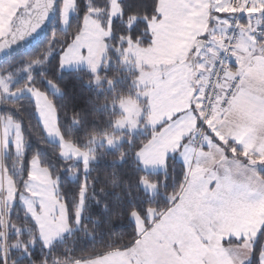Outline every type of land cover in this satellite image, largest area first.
Listing matches in <instances>:
<instances>
[{
    "label": "trees",
    "instance_id": "16d2710c",
    "mask_svg": "<svg viewBox=\"0 0 264 264\" xmlns=\"http://www.w3.org/2000/svg\"><path fill=\"white\" fill-rule=\"evenodd\" d=\"M108 2L76 0L69 26L64 29L60 17L63 0H59L58 12L45 34L27 50L0 62V78L7 80L10 92L27 88L44 94L55 111L63 140L88 153L90 160L86 168L63 157L61 147L47 137L32 97L12 100L0 96V161L4 171L21 193L31 162L38 159L55 181L57 197L65 204L74 228L72 235L47 249L22 205L16 203L8 209L0 193V264H68L126 248L140 236L134 216L144 222V227H150L171 208L186 183L187 168L176 156L167 158L162 171L150 173L142 168L137 154L151 141L152 131H115V123L123 116L117 105L135 98L140 91L137 72L123 62L126 49L129 44L140 48L153 44L148 24L159 15V0H120L122 17L112 24L106 61L97 74L86 69H61L63 53L81 33L84 19L93 8L101 10L98 19L107 24ZM97 78L103 83L94 86ZM5 119L19 125L22 146L5 142L11 137L6 135L8 128L4 134L1 127ZM112 136L123 142L113 149L104 145L91 149L94 139ZM216 143L226 157L255 167L264 181L263 159L232 142ZM144 182L154 185L156 192H147ZM263 252L264 227L247 264H261Z\"/></svg>",
    "mask_w": 264,
    "mask_h": 264
},
{
    "label": "crops",
    "instance_id": "0c3cea01",
    "mask_svg": "<svg viewBox=\"0 0 264 264\" xmlns=\"http://www.w3.org/2000/svg\"><path fill=\"white\" fill-rule=\"evenodd\" d=\"M108 1L111 7V0ZM214 1L217 4L214 15L218 21L206 13L202 22H198L199 13L207 10L209 0H159V15L148 24L153 44L149 48L129 44L125 54L129 51L135 55L127 60V66L134 68L137 56L156 57L148 54H153L154 40L160 31H167L164 37L173 40L172 47L163 50L162 60L158 59L162 74L158 79V95L150 93L152 89L148 83L140 89L148 92L144 103L150 104L154 113L150 114L149 125L143 120L133 132L129 129L117 132L152 131L153 136H159L153 146L138 152L137 160L146 172L151 173L162 171L167 158L176 156L187 168V180L180 195L150 227L145 230L141 227L140 236L132 245L68 264H247L250 261L253 244L264 227V181L255 167L226 157L216 141L232 142L264 160V44L261 43L264 40V0H250L251 9L242 17V36L235 46L232 65V71L241 78L237 96L227 111L216 115L207 129L208 139L197 146L195 138L201 116V95L216 54L222 49L232 11L230 0ZM33 2L0 0V29L7 37ZM91 11L98 19L101 10L93 8ZM98 20L106 25L101 18ZM168 21H171V29L166 28ZM194 29L199 30L185 36ZM81 33L66 53L74 47ZM109 40L105 39L101 64L106 61ZM201 41L205 42L204 50L193 67L191 58ZM79 55H75L76 59L70 57L66 60V71L76 70ZM180 83L185 89L177 96L184 109L181 113L178 109L172 113L165 104L168 97L176 95ZM24 90L12 93L7 82L0 87V96L12 100L24 95L32 97L47 137L61 146L64 140L58 127L53 126L55 111L49 100L38 91ZM124 103L129 105L131 102ZM10 123L5 119L1 124L4 134L6 128L9 129L7 133H12L13 124ZM9 137L7 141L14 142L13 134ZM71 149L68 148L66 157L62 153L64 158L70 159ZM145 183L143 188L147 185Z\"/></svg>",
    "mask_w": 264,
    "mask_h": 264
},
{
    "label": "rangeland",
    "instance_id": "374dc122",
    "mask_svg": "<svg viewBox=\"0 0 264 264\" xmlns=\"http://www.w3.org/2000/svg\"><path fill=\"white\" fill-rule=\"evenodd\" d=\"M119 1L120 0H111L110 12L108 15L109 17L107 18L106 25L100 23L99 20L96 18V16H94V12L92 11L85 17L83 22V29H82L83 31L81 33V37L77 39L76 43L74 44V47H72V49H70L68 53H66L65 51L61 57L62 70L66 71V60H68V58L71 57L72 59H76L75 55L81 54L82 56L79 55L78 61L76 62L78 63L76 69L78 68L86 69L94 74H97L100 71V68L103 66V64L101 63L102 60L104 59L103 55L105 51V46H104L105 39L107 40L112 37V24L116 19L122 17V10ZM248 5L251 9L250 1L248 2ZM75 6H76V0H63L60 11L62 28L64 29L68 28L70 18L75 11ZM226 11L227 9L224 10V12ZM215 12H217V4L215 3V1L213 3V0L211 1L209 0L207 10H205L204 12L202 10L200 11L199 18L197 19V21L202 22L203 16L206 13L209 14V16L214 19V21H218V18H216L214 15ZM171 27H172L171 21H168L166 28L171 29ZM198 30L199 29L197 30L194 29L192 30L193 32L189 31L188 34H185V36L193 35L196 31L198 32ZM3 31L0 29V44L6 39H8L9 36L11 35L10 34L7 37L3 33ZM179 33L180 34L182 33V29L181 31H179ZM166 34L167 31L165 32L160 31L158 36H156L154 40L155 50L153 54H148V55L149 56L154 55L156 57H151L150 59H148L137 56L138 60L136 66L132 65L134 66V69L138 74L137 75L138 89L140 90L143 85L148 83L150 84V88L152 89L150 90V93L154 92L156 94L155 96L158 95L157 91H159L158 86L160 84V82L158 83V79L162 75L160 72L161 68H159V65L161 63H158L159 61L158 59L162 58L163 50L169 49L170 47H172L173 44V40L171 37L169 40L166 37H164L166 36ZM181 43L184 44L185 42H180V44ZM127 52L128 54L125 55L124 57L126 59L125 60L123 59L124 60L123 62L126 65L129 64L127 62L129 57H135V55L131 54L129 51ZM6 83H7L6 79L0 78V87L5 86ZM102 83L103 80L97 78L94 81L93 85L99 86ZM183 83H184L183 85H185V79H183ZM183 85H181V83L177 85L176 95L170 98L168 97L166 101L165 108L168 109V111L171 112L173 111L172 113L176 112L177 109L180 111L179 113H181L184 109L183 105L180 102V99L177 96L179 92H181L182 95L185 89V87L182 89ZM52 88L57 94H60L59 90H57L55 87ZM27 90L28 89L26 88L24 91ZM147 96H148V92H142V90H140L135 98H128L126 100H123L117 105V108L123 114V116L115 123V131H119L121 129H129V131L133 132V130L136 129L138 124L142 123L141 121L143 120L146 122L145 125H149L150 120L152 118L151 115L154 113L152 111L151 105L150 104L147 105L144 103ZM128 100L129 102H131L129 103V105L124 103L126 101L128 102ZM50 108L52 107L50 106ZM52 121H53V126H57L55 113ZM11 134H13L14 145L16 147L22 146L23 139L19 125L17 124L13 125V131ZM158 138L159 136L155 134L152 138L153 140L151 139L152 141H150L149 145H147V147L144 148H150L151 146H153L157 142ZM5 142H7L6 139ZM122 142L123 139L116 138L113 136L106 137L103 139H94L92 141L91 149H95L98 146H103V145L106 147V149H113L115 147H118ZM60 147L65 157L68 155L67 154L68 148H72L71 149L72 151L70 153L71 155L70 159L76 162L83 163L87 168L90 162L88 153L78 150L76 147L65 141ZM145 184H147L144 185L145 190L151 193L156 192V188L154 185H152L151 183L149 184L147 182ZM57 190L58 189L55 181H53L48 171L45 168L41 167L38 159H34L31 162L30 174L28 180L24 182V189L21 193L17 190L14 181L4 171L3 165L0 163V193L4 196L3 203H6L8 205V209L12 208L16 203H19L20 205H22L24 209L27 210L29 217L32 219V221L37 227V231H38L37 236L39 240L47 249L51 248L53 245H55L58 242L64 241L66 237L72 235L74 232V228L71 226L69 221L68 211L66 209L65 204L58 197H56ZM37 195L39 196L36 197ZM80 218H81V212L78 211V217L76 223L78 224L80 223ZM134 220L136 221L139 230L141 229V227L142 228L144 227V222L141 219H139L138 216L135 215ZM145 229L146 227L144 228V230ZM261 264H264V252L261 258Z\"/></svg>",
    "mask_w": 264,
    "mask_h": 264
},
{
    "label": "built area",
    "instance_id": "2783aa9c",
    "mask_svg": "<svg viewBox=\"0 0 264 264\" xmlns=\"http://www.w3.org/2000/svg\"><path fill=\"white\" fill-rule=\"evenodd\" d=\"M250 0H230L232 13L225 30L222 49L217 52L201 95V117L196 140L200 146L207 139V128L220 112L232 105L241 85V78L232 71L233 53L240 41L243 15L250 11Z\"/></svg>",
    "mask_w": 264,
    "mask_h": 264
},
{
    "label": "water",
    "instance_id": "95a60500",
    "mask_svg": "<svg viewBox=\"0 0 264 264\" xmlns=\"http://www.w3.org/2000/svg\"><path fill=\"white\" fill-rule=\"evenodd\" d=\"M58 5L59 0H34L31 7L24 13L25 17L19 21L9 38L0 44V62L27 50L37 42L56 16ZM204 46V41L196 46L191 59L193 67L196 66V61L204 50Z\"/></svg>",
    "mask_w": 264,
    "mask_h": 264
},
{
    "label": "clouds",
    "instance_id": "9594fccd",
    "mask_svg": "<svg viewBox=\"0 0 264 264\" xmlns=\"http://www.w3.org/2000/svg\"><path fill=\"white\" fill-rule=\"evenodd\" d=\"M246 254V253H245Z\"/></svg>",
    "mask_w": 264,
    "mask_h": 264
}]
</instances>
